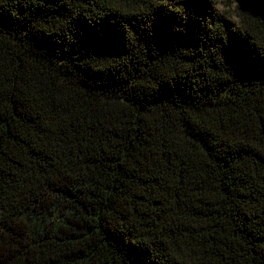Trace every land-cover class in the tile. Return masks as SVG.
<instances>
[{
  "label": "trees",
  "instance_id": "obj_1",
  "mask_svg": "<svg viewBox=\"0 0 264 264\" xmlns=\"http://www.w3.org/2000/svg\"><path fill=\"white\" fill-rule=\"evenodd\" d=\"M0 0V264H264V0Z\"/></svg>",
  "mask_w": 264,
  "mask_h": 264
},
{
  "label": "rangeland",
  "instance_id": "obj_2",
  "mask_svg": "<svg viewBox=\"0 0 264 264\" xmlns=\"http://www.w3.org/2000/svg\"><path fill=\"white\" fill-rule=\"evenodd\" d=\"M214 7L223 15L234 17L236 0H212Z\"/></svg>",
  "mask_w": 264,
  "mask_h": 264
}]
</instances>
